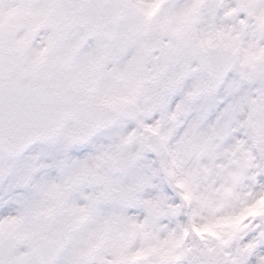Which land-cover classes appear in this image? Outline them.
Segmentation results:
<instances>
[{"label": "snow or ice", "instance_id": "snow-or-ice-1", "mask_svg": "<svg viewBox=\"0 0 264 264\" xmlns=\"http://www.w3.org/2000/svg\"><path fill=\"white\" fill-rule=\"evenodd\" d=\"M0 264H264V0H0Z\"/></svg>", "mask_w": 264, "mask_h": 264}]
</instances>
